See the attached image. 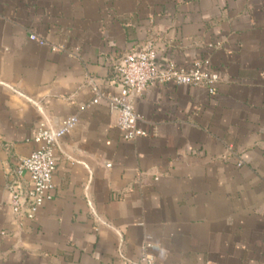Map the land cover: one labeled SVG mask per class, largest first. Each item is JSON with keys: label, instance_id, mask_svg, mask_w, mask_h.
<instances>
[{"label": "crops", "instance_id": "1", "mask_svg": "<svg viewBox=\"0 0 264 264\" xmlns=\"http://www.w3.org/2000/svg\"><path fill=\"white\" fill-rule=\"evenodd\" d=\"M146 45L162 67L202 61L220 80L214 94L152 85L134 100L147 136L128 141L92 87L118 94L115 68ZM68 117L78 123L55 150L49 199L34 219L15 214L12 170L40 122ZM146 252L264 264V0H0V264Z\"/></svg>", "mask_w": 264, "mask_h": 264}, {"label": "built area", "instance_id": "2", "mask_svg": "<svg viewBox=\"0 0 264 264\" xmlns=\"http://www.w3.org/2000/svg\"><path fill=\"white\" fill-rule=\"evenodd\" d=\"M30 39L38 41L41 45L44 44L34 35H31ZM115 69L120 84L119 93L103 92L101 88L93 85L95 99L92 103L98 104L100 100L105 99L109 107L117 111V127L122 138L128 141L147 136V132L139 126L134 100L143 96L152 85L207 87L209 93L214 94L215 86L220 80V75L209 71L202 61H195L185 69L173 64L160 66L152 45H146L138 51L125 54ZM77 123L76 117H68L57 127L45 121L38 124L34 136L36 150L28 157L21 159L9 176L10 206L15 214H25L28 219H34L45 201L49 199L53 176L57 169L55 150L59 141L74 129ZM238 167H241V163ZM26 175L29 177L28 184L25 182ZM151 246L147 243L144 249L148 251ZM129 264H156V262L146 252L139 262Z\"/></svg>", "mask_w": 264, "mask_h": 264}]
</instances>
